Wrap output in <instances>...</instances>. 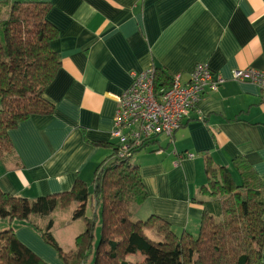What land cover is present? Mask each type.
Wrapping results in <instances>:
<instances>
[{
    "label": "crops",
    "instance_id": "0c3cea01",
    "mask_svg": "<svg viewBox=\"0 0 264 264\" xmlns=\"http://www.w3.org/2000/svg\"><path fill=\"white\" fill-rule=\"evenodd\" d=\"M8 1L51 6L47 21L59 38L50 46L60 68L43 94L53 115L33 116L9 132L11 149L0 160L4 194L33 202L69 192L78 180L90 185L115 148L117 100L130 74L154 68L186 84L201 63L226 82L201 98L171 139L157 137L132 157L147 192L138 221L155 216L177 235L197 234L209 201L200 194L206 157L227 168L246 160L264 194V95L231 81L237 69L264 71V0ZM10 229L44 263L62 264L32 226L0 219V232ZM261 257L264 263V245Z\"/></svg>",
    "mask_w": 264,
    "mask_h": 264
},
{
    "label": "trees",
    "instance_id": "16d2710c",
    "mask_svg": "<svg viewBox=\"0 0 264 264\" xmlns=\"http://www.w3.org/2000/svg\"><path fill=\"white\" fill-rule=\"evenodd\" d=\"M50 11L51 6L43 3H0V160L11 149L10 131L33 116L53 115L54 106L43 98L60 68L50 46L59 38L47 21ZM154 85L157 91L166 90L171 81L156 73ZM141 150L119 159L113 148L111 156L95 169L90 185L78 180L62 194L29 202L0 190V219L27 223L32 215L45 217L56 209L78 205L74 218L83 219L84 230L76 237L73 252L63 253L57 246L50 234L53 221L44 229L43 241L57 251L63 264H86L92 254V264H132L126 259L136 254L145 258L144 264H264L263 185L246 160H234L227 168L205 158L207 183L200 194L211 202L202 203L197 234L175 235L158 217L131 220L130 207H140L147 200L139 170L130 164ZM89 203L92 217L86 218L85 204ZM97 222L100 237L94 248ZM0 264L46 263L10 229L0 232Z\"/></svg>",
    "mask_w": 264,
    "mask_h": 264
},
{
    "label": "built area",
    "instance_id": "2783aa9c",
    "mask_svg": "<svg viewBox=\"0 0 264 264\" xmlns=\"http://www.w3.org/2000/svg\"><path fill=\"white\" fill-rule=\"evenodd\" d=\"M155 75L154 68L132 72L131 85L117 100L112 137L119 159L131 157L134 150L144 149L157 137L171 139L201 98L226 82L205 63L195 66L186 84L181 83L179 76L173 77L166 90L155 89ZM231 81L254 85L264 95V71L237 69L231 73ZM192 158L193 155L183 156Z\"/></svg>",
    "mask_w": 264,
    "mask_h": 264
},
{
    "label": "rangeland",
    "instance_id": "374dc122",
    "mask_svg": "<svg viewBox=\"0 0 264 264\" xmlns=\"http://www.w3.org/2000/svg\"><path fill=\"white\" fill-rule=\"evenodd\" d=\"M3 17L4 16H2V18ZM8 152L9 151H7L5 154H7ZM89 207H90V203L85 204V217L86 218L92 217V211ZM137 209L138 207L135 205H132L130 207V212L132 214L131 220L133 222H136L139 220L138 219L139 217H137V214H136L138 213ZM78 210H79L78 206L76 207L75 205L71 206L69 210L60 211L59 209H57L53 211L51 214L45 216L47 217L46 220H43L44 216L32 215L29 217L30 222H27V223L33 227L34 231L36 230L35 232L39 235L40 239L42 240L44 239L43 234H45L46 232L44 230L45 227H43L44 226L43 224L46 222V225H47L50 220L53 221L54 226H53V229L50 231V234L53 237L54 241L56 242L58 247L61 248L60 250L63 253H69L71 251L73 252L75 248L73 236L79 235V232H81L84 227V222L82 218H79V219L74 218L75 212ZM143 220L144 221H142L141 219L142 222L146 221V219H143ZM172 232L175 235H177V233H175V230L174 231L172 230ZM99 237H100V227H99V223L97 222V225L94 231V242H93L94 248H96L98 245ZM44 244L50 248V249L48 248L49 250H51L53 253H56V255L58 256L57 251L52 246L48 245L46 242H44ZM41 255L45 256L44 253H41ZM37 256H39L38 258L42 259L40 255H37ZM50 259L52 260L53 257H50ZM126 260L132 264H144L145 258L141 256L140 254H136V255L128 256ZM60 261L63 264L62 260ZM93 262H94V254H92L88 263L86 264H92Z\"/></svg>",
    "mask_w": 264,
    "mask_h": 264
}]
</instances>
